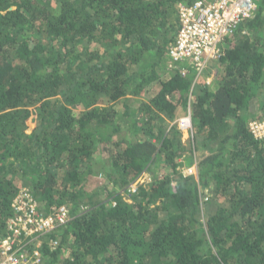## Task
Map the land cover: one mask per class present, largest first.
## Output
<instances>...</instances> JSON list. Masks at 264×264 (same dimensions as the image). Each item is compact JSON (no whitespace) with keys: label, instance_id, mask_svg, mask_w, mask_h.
Here are the masks:
<instances>
[{"label":"trees","instance_id":"obj_1","mask_svg":"<svg viewBox=\"0 0 264 264\" xmlns=\"http://www.w3.org/2000/svg\"><path fill=\"white\" fill-rule=\"evenodd\" d=\"M192 1L0 0V232L21 188L41 213L67 206L43 264H264V139L248 129L264 0L225 39L215 90L212 64L182 74L167 56Z\"/></svg>","mask_w":264,"mask_h":264},{"label":"built area","instance_id":"obj_2","mask_svg":"<svg viewBox=\"0 0 264 264\" xmlns=\"http://www.w3.org/2000/svg\"><path fill=\"white\" fill-rule=\"evenodd\" d=\"M255 9V0H194L178 4V29L167 56L171 62L181 63V73L192 66L197 75L209 64L219 59L225 39L237 25L249 18ZM186 138L192 137L190 113L174 119ZM248 129L257 140L264 139V116L248 121ZM184 175H196L197 160L183 168ZM144 174V173H143ZM142 175V174H141ZM141 175L124 190L133 192L143 180ZM175 186V182H171ZM12 214L6 220L5 231L0 232V264H43V246H55L58 238L46 236L56 233L70 220L65 205L50 213L38 210L37 200L28 188H21L11 201Z\"/></svg>","mask_w":264,"mask_h":264},{"label":"rangeland","instance_id":"obj_3","mask_svg":"<svg viewBox=\"0 0 264 264\" xmlns=\"http://www.w3.org/2000/svg\"><path fill=\"white\" fill-rule=\"evenodd\" d=\"M215 67H216L215 65L212 66V68H211L210 71H209L210 74L215 70ZM122 101H124V100H122ZM122 101L120 100L119 102L122 103ZM130 101H131V100H130ZM132 102L137 103V101H135V99L132 100ZM120 107H121V106H120ZM188 139H189V138H186L185 133H183V134H182V140H183V141H188ZM201 153H202L201 150H200L198 153H196L195 156L192 158V162H187V161H185V159L181 160V166L179 167V169L182 170L183 168H185V167L191 165V164L195 161V159L199 158L200 155H202ZM99 155H100V154L97 153V155H96V159H97L98 164H101V163H100V159H99V157H97V156H99ZM141 178H142V180H143L142 182H149V181L151 180L150 173L147 171L146 173H144V174L141 175ZM65 252L67 253V250H66Z\"/></svg>","mask_w":264,"mask_h":264},{"label":"crops","instance_id":"obj_4","mask_svg":"<svg viewBox=\"0 0 264 264\" xmlns=\"http://www.w3.org/2000/svg\"><path fill=\"white\" fill-rule=\"evenodd\" d=\"M212 65H217V62H212ZM210 65V64H209ZM208 65V66H209ZM217 68H215V70L210 74H208L207 72L203 73V78L206 80V82L211 86V90H215L218 87V78L216 76L217 74ZM216 76V77H215Z\"/></svg>","mask_w":264,"mask_h":264}]
</instances>
